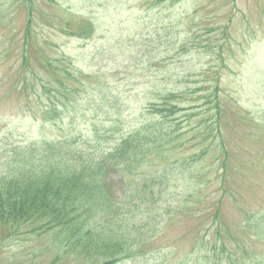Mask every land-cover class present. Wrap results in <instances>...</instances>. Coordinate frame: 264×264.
Masks as SVG:
<instances>
[{
	"label": "rangeland",
	"instance_id": "rangeland-1",
	"mask_svg": "<svg viewBox=\"0 0 264 264\" xmlns=\"http://www.w3.org/2000/svg\"><path fill=\"white\" fill-rule=\"evenodd\" d=\"M24 1L0 0V33L5 40L0 47V151H10L14 143L71 135L93 138L115 129V134L109 132L112 141L150 120L153 105L163 96H185L186 111L179 114L184 115L182 126L192 129L202 119L212 127L185 132L179 142L186 144L175 149L173 157L198 153L208 145L204 158H209L198 165L207 175L200 195L205 200L181 212L179 221L162 226L169 232L155 245L136 249V254L149 255L140 264L177 261L182 251L190 252L187 231L201 218L192 213L204 203L217 206L222 200L219 125L223 145L231 152L227 175L234 191L251 203L264 204V0H30V5H23ZM30 6L42 49L52 57L72 60L66 68L80 99L71 97L68 109H60L62 118H43L45 106L55 99L48 90L36 98L35 73L27 74L20 93L15 85L26 74L18 75L13 62L21 59L22 42L16 48L10 37L24 28ZM120 178L113 172L107 178L118 198L125 185ZM226 206L232 223L235 208ZM33 228L31 224L9 231L0 226V264H97L95 257L54 250L49 238L38 235L41 229ZM156 248L160 254L150 251ZM170 248L179 253L170 254Z\"/></svg>",
	"mask_w": 264,
	"mask_h": 264
},
{
	"label": "trees",
	"instance_id": "trees-1",
	"mask_svg": "<svg viewBox=\"0 0 264 264\" xmlns=\"http://www.w3.org/2000/svg\"><path fill=\"white\" fill-rule=\"evenodd\" d=\"M22 4L30 5V0ZM24 16V28L16 29L10 37L16 48L22 42L21 59L16 57L13 62L18 75H26L15 81L17 91L26 87L27 74L35 73L36 98L48 90L55 99L45 106L43 118H62L60 109H68L71 97L80 99L78 86L70 83L72 73L66 68V62L72 60L65 55L52 57L42 49L31 6ZM3 36L0 33V47ZM184 97L163 96L153 105L150 120L112 141L109 132L115 129L93 138L71 135L14 143L10 151H0V226L14 231L32 224L31 231L41 229L38 235L49 238L54 250L95 257L97 264L147 260L148 254L134 251L155 245L169 232L162 226L179 221L181 212L187 213L205 200L200 195L207 175L198 165L209 158H204L208 145L198 153L173 157L174 150L186 144L179 142L185 132L212 127L202 119L192 129L182 126ZM220 129L219 125L216 134L223 159L217 170L221 172L222 200L217 206L204 203L192 213L201 218L196 228L187 231L190 252L182 251L184 255L177 261L156 264H264V204L251 203L234 191L233 179L227 175L231 152L223 145ZM103 142L111 145L102 148ZM110 172L119 174L125 184L122 197L112 194L107 185ZM227 203L235 208L232 223ZM150 251L160 254L157 248ZM169 251L179 253L177 248Z\"/></svg>",
	"mask_w": 264,
	"mask_h": 264
}]
</instances>
